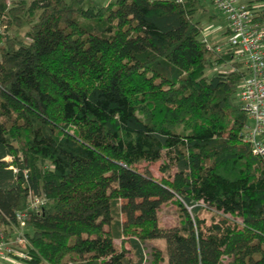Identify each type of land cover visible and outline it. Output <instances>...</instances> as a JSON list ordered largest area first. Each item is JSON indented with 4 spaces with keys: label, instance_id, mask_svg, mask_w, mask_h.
<instances>
[{
    "label": "trees",
    "instance_id": "obj_1",
    "mask_svg": "<svg viewBox=\"0 0 264 264\" xmlns=\"http://www.w3.org/2000/svg\"><path fill=\"white\" fill-rule=\"evenodd\" d=\"M73 1L0 0V239L32 194L23 264H264L244 73L211 72L231 54L202 39L198 0Z\"/></svg>",
    "mask_w": 264,
    "mask_h": 264
},
{
    "label": "built area",
    "instance_id": "obj_2",
    "mask_svg": "<svg viewBox=\"0 0 264 264\" xmlns=\"http://www.w3.org/2000/svg\"><path fill=\"white\" fill-rule=\"evenodd\" d=\"M211 1L225 14L228 22L230 62L237 60L245 68L236 92L238 103L250 120V124L245 126L242 139L250 145L254 155L264 156V26L255 19L256 7L239 3L237 0ZM4 19V15L0 17V35L6 32ZM206 44L211 48L207 42ZM44 202L45 199L41 195L29 194L26 209L15 213L16 222L12 225L13 234L10 239L6 240L1 236V260L19 264V259L26 257V218L30 211H39Z\"/></svg>",
    "mask_w": 264,
    "mask_h": 264
},
{
    "label": "rangeland",
    "instance_id": "obj_3",
    "mask_svg": "<svg viewBox=\"0 0 264 264\" xmlns=\"http://www.w3.org/2000/svg\"><path fill=\"white\" fill-rule=\"evenodd\" d=\"M259 1H264V0H259ZM68 4L70 6H74L73 4V0H67ZM97 4H99V2H95ZM198 4L201 6H199L201 8V10H198L196 13V18L200 21V24L203 28V30L210 28L211 26H208L206 28V26L208 24H212V25H217L220 24L221 26H223V29H215L214 31H206V37L201 33V37H205L204 39H207V42L209 43L210 46H213L214 43L219 44V47L222 51L225 52V50L229 49V43H228V34L224 33L225 31V27L228 25L227 19L225 17V14L221 11H219L217 9V7L213 4V2L211 0H198ZM210 12H214L216 14V17L212 18L211 20H207L205 19V14L210 13ZM264 25V23H263ZM209 32H211V34H208ZM214 32V33H213ZM8 36L12 35L13 30L8 29V32H5ZM6 34L1 35V40L4 39V36ZM19 35H22V32L19 33ZM6 37V36H5ZM214 41V42H212ZM235 63V64H232ZM239 66H236L237 64ZM235 67H239V69H241L243 71V73L245 72V68L243 66V64L237 60H232L230 63H225L224 64H220L219 66H216V68H213L211 70V72H217V71H226L229 72L231 70H233ZM210 72V73H211ZM245 130V129H244ZM243 130V132H244ZM243 141V140H242ZM244 142V141H243ZM159 165L160 162H151V163H146L144 162L142 165H140L138 168L142 169V167H147L148 170L151 172V174L154 176V178H156L157 180L161 179L162 175L159 171ZM158 220L160 222L161 225L164 226H171L172 224H174L177 221V210H176V205L174 202L168 201L164 204H162L160 206V208L158 209ZM120 239H115V243L117 245L120 244ZM154 244H158L160 245L162 248L165 247V242L162 239H154V240H150L148 243H146L144 245V250L145 253L147 255H149L150 251H151V247ZM19 263H21V261H19ZM0 264H6L4 261H2L0 259Z\"/></svg>",
    "mask_w": 264,
    "mask_h": 264
},
{
    "label": "crops",
    "instance_id": "obj_4",
    "mask_svg": "<svg viewBox=\"0 0 264 264\" xmlns=\"http://www.w3.org/2000/svg\"><path fill=\"white\" fill-rule=\"evenodd\" d=\"M86 3H92V4H96V5H100V4H106L107 2H109L110 0H84ZM99 2V4L95 3V2ZM237 2L239 3H242V4H247V5H250V6H253V7H256L257 9L260 8V7H263L264 6V1H259V0H237ZM199 5V4H198ZM200 6V5H199ZM201 7V6H200ZM205 16V19L207 20H211L212 18L216 17V14L214 12H210V13H207L204 15ZM261 23V22H260ZM263 25V23H261ZM208 26H211L210 28H207ZM264 26V25H263ZM207 29H205L207 32L208 31H214L215 29H223V26H221L220 24H217V25H212L211 23L208 24L206 26ZM228 27L226 26L225 27V31L224 33L226 34L227 33V29ZM205 30H202V34L204 35L205 34ZM214 33V32H213ZM208 34H211V32H209ZM206 37V34L204 35ZM205 37H202L203 40H205L207 42V39H204ZM214 42V41H212ZM208 43V42H207ZM209 44V43H208ZM215 48L216 51L218 52H224L220 49L219 47V44L217 43H214V45L212 46ZM228 50V49H227ZM225 50V51H227ZM230 63V62H229ZM226 65V64H225ZM247 124H250V120L248 119V122ZM262 136L264 137V132L262 133ZM3 261V260H2ZM6 264H10L8 261H4ZM19 264H23L22 262L19 263Z\"/></svg>",
    "mask_w": 264,
    "mask_h": 264
}]
</instances>
